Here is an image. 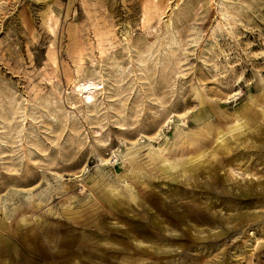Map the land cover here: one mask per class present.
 <instances>
[{
    "label": "rangeland",
    "instance_id": "rangeland-1",
    "mask_svg": "<svg viewBox=\"0 0 264 264\" xmlns=\"http://www.w3.org/2000/svg\"><path fill=\"white\" fill-rule=\"evenodd\" d=\"M0 264H264V0H0Z\"/></svg>",
    "mask_w": 264,
    "mask_h": 264
},
{
    "label": "bare ground",
    "instance_id": "bare-ground-1",
    "mask_svg": "<svg viewBox=\"0 0 264 264\" xmlns=\"http://www.w3.org/2000/svg\"><path fill=\"white\" fill-rule=\"evenodd\" d=\"M241 123V122H240ZM239 125H241V124H239Z\"/></svg>",
    "mask_w": 264,
    "mask_h": 264
}]
</instances>
